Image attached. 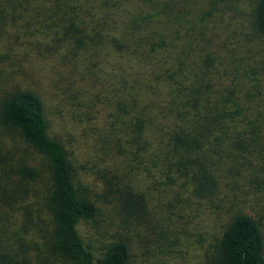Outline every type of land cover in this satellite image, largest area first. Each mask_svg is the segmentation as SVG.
<instances>
[{
  "label": "trees",
  "instance_id": "trees-1",
  "mask_svg": "<svg viewBox=\"0 0 264 264\" xmlns=\"http://www.w3.org/2000/svg\"><path fill=\"white\" fill-rule=\"evenodd\" d=\"M244 3L237 15L231 0H0V136L33 159L0 139V209L26 201L49 223L41 245L0 264H143L173 246V220L204 264H264V0ZM28 77L56 104L70 92L76 125L90 120L102 198L146 235L139 260L126 240L99 258L84 243L78 226L98 208Z\"/></svg>",
  "mask_w": 264,
  "mask_h": 264
},
{
  "label": "rangeland",
  "instance_id": "rangeland-1",
  "mask_svg": "<svg viewBox=\"0 0 264 264\" xmlns=\"http://www.w3.org/2000/svg\"><path fill=\"white\" fill-rule=\"evenodd\" d=\"M231 4L235 8L233 13H237V15L239 14V8L243 12L248 10L246 9L247 5L245 3L240 4V0H231ZM27 82L43 97L53 129L60 132L63 137L72 144L73 151L78 158L74 161L78 167V174L80 173V175H82L84 188L87 192L92 193V199L98 208L97 214L93 220L87 223H80L78 226L79 233L84 243L90 247L94 256L99 258L108 243L119 239L126 240L132 245L131 250L134 252L135 258L139 260L142 258L139 255L143 253L141 245L146 235L142 233V229L139 227V221L133 223L131 220H126L124 223V217L119 215L114 205H111L109 200H104V198H102L104 189L97 183L105 184L106 182L107 173L104 175L106 163L103 162L104 158L100 151L101 147H99V141L96 139L95 132L90 128L92 126H90V120L82 115L78 117L76 125L75 119L71 116V112L76 111V108L72 109L70 107L71 104L74 102L79 104V102L74 98L73 102L71 99L72 94L68 92L66 95L62 96L59 101L60 103L57 102L56 104L55 100L51 98V96H53L50 90L52 89L51 86H47V84L44 86L39 84L38 81L33 83L30 77L27 78ZM88 109L90 111L86 110L84 113L89 112L88 114L90 117L94 118L95 116L96 121L102 119L101 113H99L97 109L96 111L91 107H88ZM108 137H111L110 134ZM0 139L8 143L7 149H12V156L15 158L19 159L21 157L23 160H33L28 153L29 151H24V144L17 138L13 136L9 138L7 135L5 137L0 136ZM1 154L8 157L11 156V154H5L3 151H1ZM102 158L103 161H101ZM138 179L141 188L145 186V180L148 181L146 173L141 174ZM18 206H20V208ZM18 206L12 211L0 209V252L5 253L7 256L12 254V249L21 251V253L18 254L20 256H24L22 253L27 255L26 252L29 251L32 246L35 249L36 246L41 245L44 239L43 234L49 227L46 215L40 212L39 208L32 213V209L28 206V202L26 201ZM28 208L31 209L32 214L27 212ZM32 219L34 223H37V226L31 224L30 221ZM174 221L175 220H173L172 224H169L172 228L178 229L177 233H175L176 237L169 236L173 246L165 247L162 245L152 247L150 249L151 254H148V259H141L143 264H204L205 260L202 249L200 250L199 247L194 249L187 244L188 241L193 242L195 239L199 240V237H191L190 234L183 235L180 226L174 223ZM131 222L132 224L128 229L127 226ZM167 224H165V229L168 226ZM160 226L163 228L162 224ZM168 234H170V232H167V235ZM208 236L211 237V235ZM176 239L178 240V245H175ZM35 260H37V264H68L61 259L56 257L50 258L46 255H43V259L36 257Z\"/></svg>",
  "mask_w": 264,
  "mask_h": 264
}]
</instances>
